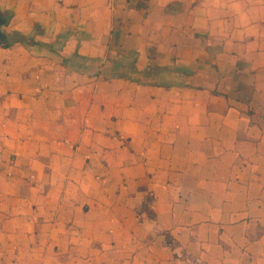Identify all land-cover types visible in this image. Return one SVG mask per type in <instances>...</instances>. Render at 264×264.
Listing matches in <instances>:
<instances>
[{
    "label": "crops",
    "instance_id": "crops-1",
    "mask_svg": "<svg viewBox=\"0 0 264 264\" xmlns=\"http://www.w3.org/2000/svg\"><path fill=\"white\" fill-rule=\"evenodd\" d=\"M0 16V264H264V0Z\"/></svg>",
    "mask_w": 264,
    "mask_h": 264
},
{
    "label": "trees",
    "instance_id": "trees-1",
    "mask_svg": "<svg viewBox=\"0 0 264 264\" xmlns=\"http://www.w3.org/2000/svg\"><path fill=\"white\" fill-rule=\"evenodd\" d=\"M5 20L0 16V25L4 22ZM12 37H8L5 34H2L0 32V46L2 47H10L12 44L17 43V42H24L27 40V38L24 35H21L19 33L14 32L12 34Z\"/></svg>",
    "mask_w": 264,
    "mask_h": 264
}]
</instances>
